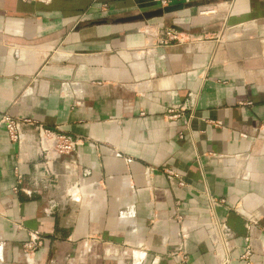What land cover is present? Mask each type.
<instances>
[{
  "label": "crops",
  "instance_id": "obj_1",
  "mask_svg": "<svg viewBox=\"0 0 264 264\" xmlns=\"http://www.w3.org/2000/svg\"><path fill=\"white\" fill-rule=\"evenodd\" d=\"M5 113L77 144L0 123V264H264V0H0Z\"/></svg>",
  "mask_w": 264,
  "mask_h": 264
},
{
  "label": "built area",
  "instance_id": "obj_2",
  "mask_svg": "<svg viewBox=\"0 0 264 264\" xmlns=\"http://www.w3.org/2000/svg\"><path fill=\"white\" fill-rule=\"evenodd\" d=\"M157 1L161 5L167 6L176 0ZM170 40H180L175 29L172 28L166 31V38L161 39V42L164 43ZM0 123L4 126L8 138L13 142H20L24 139L25 127H31L35 130L37 139L36 141L40 149V154L43 158L44 172L47 175L46 187H51L54 184L55 178L57 176L52 169L53 160L60 158L63 154H69L74 151L77 140L69 134L59 133L49 127H46L38 123L34 118L31 117L17 118L5 113L1 116ZM179 137L183 138V135L180 134ZM167 178L169 179V181H174L179 186L185 185V181L183 180L180 173L174 170L167 171ZM217 202H223V199L210 198V205L213 206ZM52 206H54V204ZM220 232V234L222 235V243L218 247L219 255H221L218 264H229V252L226 245V240L224 238L227 232L225 230H222ZM40 244V237L35 233H31L28 240L23 243V248L26 251V256L29 255L28 251H30V253L34 252ZM250 251V247L246 246L242 258L248 259L250 256ZM181 263L188 264L185 256H182Z\"/></svg>",
  "mask_w": 264,
  "mask_h": 264
},
{
  "label": "rangeland",
  "instance_id": "obj_3",
  "mask_svg": "<svg viewBox=\"0 0 264 264\" xmlns=\"http://www.w3.org/2000/svg\"><path fill=\"white\" fill-rule=\"evenodd\" d=\"M23 249H24V248H23ZM24 252H26V251L24 250ZM28 252H29V255H28V256L30 257V254H31V253H30V251H28ZM28 256H25V257L28 258Z\"/></svg>",
  "mask_w": 264,
  "mask_h": 264
},
{
  "label": "bare ground",
  "instance_id": "obj_4",
  "mask_svg": "<svg viewBox=\"0 0 264 264\" xmlns=\"http://www.w3.org/2000/svg\"><path fill=\"white\" fill-rule=\"evenodd\" d=\"M205 11V10H204Z\"/></svg>",
  "mask_w": 264,
  "mask_h": 264
}]
</instances>
